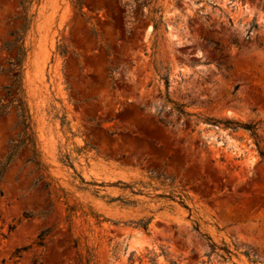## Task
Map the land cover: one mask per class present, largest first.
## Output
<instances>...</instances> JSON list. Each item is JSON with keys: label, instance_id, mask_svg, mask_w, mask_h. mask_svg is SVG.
Listing matches in <instances>:
<instances>
[{"label": "rangeland", "instance_id": "1", "mask_svg": "<svg viewBox=\"0 0 264 264\" xmlns=\"http://www.w3.org/2000/svg\"><path fill=\"white\" fill-rule=\"evenodd\" d=\"M119 1L0 0V166L21 133L6 95L15 50L5 45L23 36L24 97L46 174L68 206L106 220L97 227L78 211L70 232L63 204L42 216L50 199L41 181L32 186L40 173L25 146L0 183V264H76L78 237L101 264H252L244 251L264 262V157L248 132L202 121L250 125L264 152V0ZM143 1L161 10L153 48ZM165 94L200 120L172 113L157 123L170 111ZM149 218L146 231L136 226ZM202 235L236 256L210 255Z\"/></svg>", "mask_w": 264, "mask_h": 264}, {"label": "trees", "instance_id": "2", "mask_svg": "<svg viewBox=\"0 0 264 264\" xmlns=\"http://www.w3.org/2000/svg\"><path fill=\"white\" fill-rule=\"evenodd\" d=\"M137 3H139L140 0H136ZM132 1L131 0H126L125 3L123 4L121 1H119V5L124 6V7H132ZM22 3H20L21 5ZM146 6L148 8V12L150 14V22L152 24V33L154 34V42L152 44V48L155 45V40L158 37L159 31L161 27L163 26L162 23V16L160 15V7H157L155 3L152 1H143L142 7ZM262 10L264 11V4L260 5ZM26 17V15H25ZM28 29V20L25 18V23L23 26L22 33L25 34V32ZM257 25L253 24L251 26V30H256ZM249 33V32H248ZM215 50L219 53V56L222 57L223 54H221V47L219 46L218 43H214ZM231 46L235 48H239L238 45L235 42H231ZM259 48H262L264 50V46L262 47L260 44H258ZM15 50V58L12 63H10V83L11 86L8 87V90L6 92V95L9 94V90L12 91L13 97L11 102L15 104V116L17 119V125L20 126L21 128V133L17 137V140L15 142H12L11 146L8 149L6 158L4 163L0 166V183L2 182V177L4 175L5 170L7 167L14 161V159L18 156V152L21 148L28 146L29 152H30V157L27 159L25 162L26 163H33L35 169L40 173V176L37 180H35L32 183V186L36 185V182H42V187L47 190L48 196L50 199V204L48 206V210L44 213H42V216H47L50 214L53 209L55 204L61 203L65 206V212L67 211L68 215L67 217L65 216V223L66 221L68 222L69 225V231L71 232L73 230V225H72V218L74 217V213L81 211V209L77 210L75 209L76 205L73 206H68V201L66 199V192L62 190L60 187L56 186L52 182V180H49V176L46 174V167L42 163L40 159V152L38 149V142L36 138V133L34 129V124L31 119V115L29 114V110L27 108L26 102H25V97H24V90H23V76H22V71H23V65H24V60L26 56V49L24 46V39L23 36H17L14 38L12 43H8L5 45L6 51H9L10 49ZM225 59L229 58V55L224 56ZM229 66H225V70H229ZM159 73V79L163 81L165 90L167 92L168 89V78L165 73L162 72V70H157ZM239 85H236L234 88V92L238 89ZM164 101L166 104L170 105V111L166 112V109L162 107L160 111H158V114L154 117L156 118V122L161 124L162 126H166V121H164L161 117L162 114H167V116H170L172 113H175L178 118H183L186 121V124H189L191 119L194 121H199L200 118L194 114L187 113L184 109L185 106L182 104H178L176 102L171 101L168 98V95L165 94L164 96ZM6 105H3L0 107V116L3 114V110L6 108ZM203 122H208L211 125H222L224 128H228L231 131H235L238 129L244 130L249 133L250 137L254 140L255 147L257 150V154L260 158L264 157V152L259 148V139L256 134V130L254 127L247 125V124H240L238 122H232L230 120H226L223 122L219 121H213L209 119H203ZM81 183H84L82 180H80ZM95 185V184H94ZM102 186V185H99ZM94 194L97 195L98 192L94 191ZM0 196H2V192L0 191ZM102 199H108L107 203H112V202H119L122 206H128L131 204L130 202H127L123 199H113V198H107L105 196L100 197ZM165 199L174 201V199H177V203L182 206L184 209H188L186 207L185 203V196L183 194H178V195H172L170 194L169 196H164ZM175 202V201H174ZM67 206V209H66ZM81 214L83 217L86 219H92L94 221V225L99 227L103 222L106 220L103 219L100 216H96L94 213L90 212L89 210L87 211H81ZM31 213H24L23 216L25 219H28L31 217ZM67 219V220H66ZM151 222V218L146 219V220H141L139 223L136 224L137 227L142 228L143 230H147V227L149 223ZM195 230L198 232V226L195 227ZM50 233V230L44 229L39 233V235L36 238V247L41 248L43 246V242ZM204 238L205 242L207 243L209 249H210V255H214L218 257L219 259L226 261V260H231L232 256H236V254L231 250L228 246L222 244L221 246H217L212 242V240L206 236L202 235ZM83 240L84 242H82ZM72 246L71 248L75 251V262L76 264H101L100 260L97 256L96 253V247L88 246L87 245V237L81 238H75L71 240ZM19 252V251H18ZM17 252V253H18ZM244 257L247 258V260L252 263V264H264V262L258 261V258L256 254H250L248 251H244L241 253ZM37 262L34 260L32 264H36Z\"/></svg>", "mask_w": 264, "mask_h": 264}]
</instances>
